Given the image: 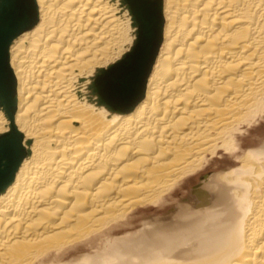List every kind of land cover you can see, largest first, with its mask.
Returning <instances> with one entry per match:
<instances>
[{"label":"bare ground","instance_id":"bare-ground-1","mask_svg":"<svg viewBox=\"0 0 264 264\" xmlns=\"http://www.w3.org/2000/svg\"><path fill=\"white\" fill-rule=\"evenodd\" d=\"M162 1L142 72L125 0L27 6L4 56L0 136L22 157L0 191V264H264V140L244 142L264 120V0Z\"/></svg>","mask_w":264,"mask_h":264},{"label":"water","instance_id":"water-1","mask_svg":"<svg viewBox=\"0 0 264 264\" xmlns=\"http://www.w3.org/2000/svg\"><path fill=\"white\" fill-rule=\"evenodd\" d=\"M137 24L138 36L135 46L126 57L127 63L136 71H146L152 62L159 33V14L148 0H125ZM24 4V3H23ZM17 0H0V98L8 102L4 56L9 41L26 29L28 9ZM23 12H20V11ZM22 14V16H20ZM5 94V95H4ZM22 157L20 141L14 131L0 136V191L5 186ZM3 164V166H1Z\"/></svg>","mask_w":264,"mask_h":264},{"label":"rangeland","instance_id":"rangeland-1","mask_svg":"<svg viewBox=\"0 0 264 264\" xmlns=\"http://www.w3.org/2000/svg\"><path fill=\"white\" fill-rule=\"evenodd\" d=\"M148 1L153 3L154 7L158 11L159 20H160L159 21V24H160L159 28H160L161 22H162V18H163V16H162L163 1L162 0H148ZM33 2H34V0H24V4H26L28 7H30V6L34 7V3ZM108 80H109L108 81V87L111 90V92L112 91L114 92L115 91V84H114V82H113V80L111 78H109ZM2 88H1V85H0V94L3 92ZM262 140H264V120L261 121L259 125L255 126V128H252V130L250 131L249 135L245 136L244 142L247 144V146L251 147V146L258 145L260 143V141H262ZM256 143H258V144H256ZM214 159L212 161H210L209 164L206 165L195 176L189 178L188 180H186L180 186L176 187L173 190V192H172L173 204L165 205L163 208H160V209H157V208L154 209V208L151 207V208L145 210V212L143 211L140 215L141 216H151V215H154V214H165V213H167L168 210L176 203V201H180L181 198L186 196L189 191H192L194 186L197 185V183H199L200 179L202 178V175L211 174V173H214V172L221 171L224 168H228L229 164L232 163V160H233L231 157H229V156L224 157L223 155L219 156V157H215Z\"/></svg>","mask_w":264,"mask_h":264}]
</instances>
